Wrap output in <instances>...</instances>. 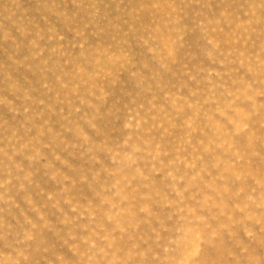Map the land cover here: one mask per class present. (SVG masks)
<instances>
[{
  "label": "rangeland",
  "instance_id": "374dc122",
  "mask_svg": "<svg viewBox=\"0 0 264 264\" xmlns=\"http://www.w3.org/2000/svg\"><path fill=\"white\" fill-rule=\"evenodd\" d=\"M0 264H264V0H0Z\"/></svg>",
  "mask_w": 264,
  "mask_h": 264
},
{
  "label": "bare ground",
  "instance_id": "6f19581e",
  "mask_svg": "<svg viewBox=\"0 0 264 264\" xmlns=\"http://www.w3.org/2000/svg\"><path fill=\"white\" fill-rule=\"evenodd\" d=\"M220 252H221V250H220Z\"/></svg>",
  "mask_w": 264,
  "mask_h": 264
}]
</instances>
